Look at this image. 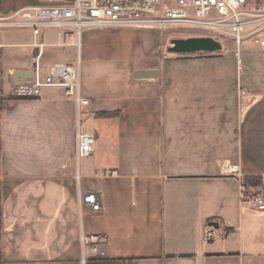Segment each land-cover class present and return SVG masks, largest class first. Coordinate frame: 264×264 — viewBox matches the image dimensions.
I'll return each instance as SVG.
<instances>
[{
	"label": "crops",
	"instance_id": "crops-1",
	"mask_svg": "<svg viewBox=\"0 0 264 264\" xmlns=\"http://www.w3.org/2000/svg\"><path fill=\"white\" fill-rule=\"evenodd\" d=\"M66 1L0 0V20ZM162 34L84 31L81 104L57 86L16 97L13 75H33L35 42L46 43L42 74L75 64L77 49L57 45L54 29L0 24V264H264V210L248 200L264 194V51L163 60ZM80 132L95 137L88 157ZM211 226L226 235L205 240Z\"/></svg>",
	"mask_w": 264,
	"mask_h": 264
},
{
	"label": "built area",
	"instance_id": "built-area-1",
	"mask_svg": "<svg viewBox=\"0 0 264 264\" xmlns=\"http://www.w3.org/2000/svg\"><path fill=\"white\" fill-rule=\"evenodd\" d=\"M1 25L31 29L35 36L46 29L57 31L60 46L72 45L77 49L76 63L56 62L50 71L42 74L40 60L46 43L35 42L37 48L35 68L29 79L15 81L12 93L16 97L40 96L45 86L63 87L68 96L87 104L80 94L82 35L84 31L102 27H179L184 30L204 32L214 38L231 37L236 45L264 27V11L257 0H67L56 6L34 5L25 7L0 20ZM255 42L264 50V39ZM95 137L77 133V154L88 157L92 154ZM234 171L233 168L230 169ZM101 174H116L107 170ZM249 202L258 210H264V194L252 192ZM83 202L94 211L101 209L98 193L86 190ZM227 231L218 233L213 226L205 234V240L224 237ZM96 236L82 237L83 245L94 242ZM92 252L97 251L95 245Z\"/></svg>",
	"mask_w": 264,
	"mask_h": 264
},
{
	"label": "water",
	"instance_id": "water-1",
	"mask_svg": "<svg viewBox=\"0 0 264 264\" xmlns=\"http://www.w3.org/2000/svg\"><path fill=\"white\" fill-rule=\"evenodd\" d=\"M222 49V43L218 39L209 35H196L189 37L173 38L168 46V51L177 54H193L198 52H216ZM152 71L147 69H135L133 79L142 81L149 79ZM157 74V70L154 72ZM14 81L29 79L32 77L31 71H16L13 75Z\"/></svg>",
	"mask_w": 264,
	"mask_h": 264
},
{
	"label": "rangeland",
	"instance_id": "rangeland-1",
	"mask_svg": "<svg viewBox=\"0 0 264 264\" xmlns=\"http://www.w3.org/2000/svg\"><path fill=\"white\" fill-rule=\"evenodd\" d=\"M257 1L260 3L262 10L264 11V0H257ZM158 29L162 30V32H163V34H162L163 45H162V52H161L163 60H169L170 58L176 57V55H178V57H180V58L181 57L182 58H189V57H192L193 55L195 57H201L202 54H209L208 52H198L195 54L193 53L190 55L179 56V54H172L168 51V46L171 44V40L173 38L196 36V35H200L204 32H195L192 30H184V29H181L179 27H172V26H168V27H164V28H158ZM216 38H218V37H216ZM219 38H220L219 40H221V43L223 44V48L221 50L217 51L216 53L222 52L223 49H226L227 47H236V49L238 48V46L236 45L234 40H232L231 37L221 35V36H219ZM256 39H264V27H262L254 35L244 38L242 40L241 47L244 50L249 49L250 50L249 52L251 54L254 53V52H252L253 51L252 49L257 46L256 42H255ZM47 40L49 41V39H47Z\"/></svg>",
	"mask_w": 264,
	"mask_h": 264
},
{
	"label": "trees",
	"instance_id": "trees-1",
	"mask_svg": "<svg viewBox=\"0 0 264 264\" xmlns=\"http://www.w3.org/2000/svg\"><path fill=\"white\" fill-rule=\"evenodd\" d=\"M98 114L101 115V116H110V115H112L111 112H99ZM246 179L247 178H245V182H246ZM248 180L249 179H247V181ZM249 181H251L254 185L258 184V181H255V180L250 179Z\"/></svg>",
	"mask_w": 264,
	"mask_h": 264
}]
</instances>
